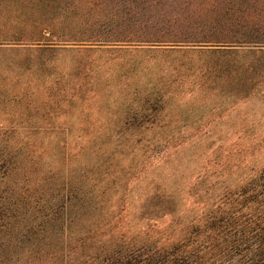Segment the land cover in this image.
I'll list each match as a JSON object with an SVG mask.
<instances>
[{
	"label": "trees",
	"instance_id": "obj_1",
	"mask_svg": "<svg viewBox=\"0 0 264 264\" xmlns=\"http://www.w3.org/2000/svg\"><path fill=\"white\" fill-rule=\"evenodd\" d=\"M59 1L0 0V47L183 52L217 58L206 70L211 77L255 73V63L239 66L238 57H264V0ZM77 10L80 25L57 33L54 23ZM27 23L31 28L22 27ZM33 147L0 140V264H264V163L233 180L226 171L199 174L188 188L156 186L141 207L142 229L131 232L122 225L123 209L107 217V204L114 193L124 197L127 183L141 181L143 171L120 189L122 177L105 161L73 169L66 144L62 179L54 168L44 175L31 163ZM45 179L66 201V253L44 250L53 241L46 233L40 238L36 225L15 232L19 207L32 204V191L50 189Z\"/></svg>",
	"mask_w": 264,
	"mask_h": 264
},
{
	"label": "rangeland",
	"instance_id": "obj_2",
	"mask_svg": "<svg viewBox=\"0 0 264 264\" xmlns=\"http://www.w3.org/2000/svg\"><path fill=\"white\" fill-rule=\"evenodd\" d=\"M81 17L77 10L53 26L67 33ZM210 57L137 48L0 47V140L34 144L31 163L42 174L54 168L62 179L66 144L73 169L105 161L122 177L120 189L143 171L141 181L127 183L124 197L114 193L106 212L121 207L122 225L139 231L141 207L156 186L188 188L199 174L226 171L233 180L264 163V57H238L239 66L255 63L257 72L239 69L230 77H211L206 70L217 58ZM45 180L50 189L32 191V204L19 207L15 232L36 225L40 238L46 233L53 241L44 242V250L66 253V201Z\"/></svg>",
	"mask_w": 264,
	"mask_h": 264
}]
</instances>
